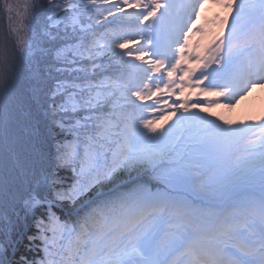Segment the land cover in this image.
<instances>
[{"label":"snow or ice","instance_id":"obj_1","mask_svg":"<svg viewBox=\"0 0 264 264\" xmlns=\"http://www.w3.org/2000/svg\"><path fill=\"white\" fill-rule=\"evenodd\" d=\"M209 2L5 0L0 264H264V115L209 111L264 87V0L194 43Z\"/></svg>","mask_w":264,"mask_h":264},{"label":"rangeland","instance_id":"obj_2","mask_svg":"<svg viewBox=\"0 0 264 264\" xmlns=\"http://www.w3.org/2000/svg\"><path fill=\"white\" fill-rule=\"evenodd\" d=\"M224 15H226L225 9L210 0V2L205 5L200 18L196 21L197 25L203 27L209 35L202 38L199 34H195L192 37L193 42L195 43L196 41L202 40L203 43H207L212 33L211 27H214L212 22L217 17H223ZM209 98L214 99V97ZM201 99H203V97H201ZM209 111L217 116L224 115L235 121L247 120L249 117L254 118L264 115V87L257 86L253 88L247 95L240 98L232 108L215 106L209 109ZM161 123L164 122L161 121Z\"/></svg>","mask_w":264,"mask_h":264},{"label":"trees","instance_id":"obj_3","mask_svg":"<svg viewBox=\"0 0 264 264\" xmlns=\"http://www.w3.org/2000/svg\"><path fill=\"white\" fill-rule=\"evenodd\" d=\"M5 0H0V35H2L3 31L7 30L8 26V21H7V16L6 13L3 11V4ZM9 3H21L23 4L24 0H7Z\"/></svg>","mask_w":264,"mask_h":264},{"label":"bare ground","instance_id":"obj_4","mask_svg":"<svg viewBox=\"0 0 264 264\" xmlns=\"http://www.w3.org/2000/svg\"><path fill=\"white\" fill-rule=\"evenodd\" d=\"M211 30H212V32H214V31H218V28H216L215 26L213 27H211Z\"/></svg>","mask_w":264,"mask_h":264}]
</instances>
